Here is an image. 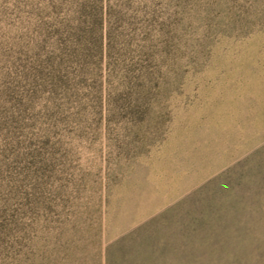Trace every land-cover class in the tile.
<instances>
[{"label": "rangeland", "instance_id": "1", "mask_svg": "<svg viewBox=\"0 0 264 264\" xmlns=\"http://www.w3.org/2000/svg\"><path fill=\"white\" fill-rule=\"evenodd\" d=\"M0 264H264V0H0Z\"/></svg>", "mask_w": 264, "mask_h": 264}]
</instances>
